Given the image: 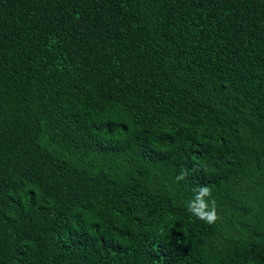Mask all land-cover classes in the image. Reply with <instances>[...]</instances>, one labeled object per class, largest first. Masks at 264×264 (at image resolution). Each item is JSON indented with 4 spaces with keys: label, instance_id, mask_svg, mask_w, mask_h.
Segmentation results:
<instances>
[{
    "label": "trees",
    "instance_id": "trees-1",
    "mask_svg": "<svg viewBox=\"0 0 264 264\" xmlns=\"http://www.w3.org/2000/svg\"><path fill=\"white\" fill-rule=\"evenodd\" d=\"M0 264H264V0H0Z\"/></svg>",
    "mask_w": 264,
    "mask_h": 264
},
{
    "label": "clouds",
    "instance_id": "clouds-1",
    "mask_svg": "<svg viewBox=\"0 0 264 264\" xmlns=\"http://www.w3.org/2000/svg\"><path fill=\"white\" fill-rule=\"evenodd\" d=\"M207 195H209V190L207 188L201 189L199 195L196 197V201L191 205L190 210L200 219L206 220L211 224L216 221L217 214L214 206L211 211L206 210L208 205L205 203L203 197Z\"/></svg>",
    "mask_w": 264,
    "mask_h": 264
}]
</instances>
